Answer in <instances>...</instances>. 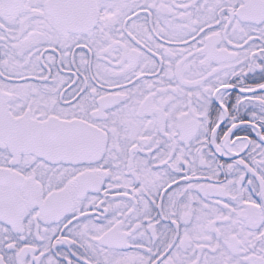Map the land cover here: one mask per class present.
<instances>
[{
  "label": "snow or ice",
  "instance_id": "snow-or-ice-1",
  "mask_svg": "<svg viewBox=\"0 0 264 264\" xmlns=\"http://www.w3.org/2000/svg\"><path fill=\"white\" fill-rule=\"evenodd\" d=\"M0 264H264V0H0Z\"/></svg>",
  "mask_w": 264,
  "mask_h": 264
},
{
  "label": "flooded vegetation",
  "instance_id": "flooded-vegetation-1",
  "mask_svg": "<svg viewBox=\"0 0 264 264\" xmlns=\"http://www.w3.org/2000/svg\"><path fill=\"white\" fill-rule=\"evenodd\" d=\"M257 79H259V74H256V76H255L254 78H250V79L248 80V82H249V83H254L255 80H257ZM237 92H238V90H237ZM237 92H233V93H232V97H231V99H230V101H229L230 104H231V103H234L235 95L237 94ZM249 118H250V117H249ZM241 134H243V133H241ZM253 135H254V134H253Z\"/></svg>",
  "mask_w": 264,
  "mask_h": 264
}]
</instances>
